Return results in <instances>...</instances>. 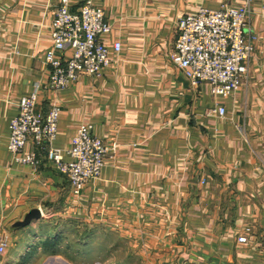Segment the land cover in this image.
Returning <instances> with one entry per match:
<instances>
[{
    "label": "crops",
    "instance_id": "crops-1",
    "mask_svg": "<svg viewBox=\"0 0 264 264\" xmlns=\"http://www.w3.org/2000/svg\"><path fill=\"white\" fill-rule=\"evenodd\" d=\"M85 1L71 0L72 10ZM246 1L92 0L112 26L103 40L110 48L121 41L123 52L111 50L100 78L82 75L55 93L45 59L60 0H0V243H9L2 264L54 257L69 228L80 246L81 237L106 232L143 258L171 257L188 244L190 264H264V0H251L259 41L251 76L233 96L192 85L171 58L181 17ZM37 88L39 112L55 103L62 110L55 148L66 153L88 125L117 146L79 196L45 153L30 166L8 150L19 103ZM220 106L223 118L211 112ZM34 210L41 219L19 227Z\"/></svg>",
    "mask_w": 264,
    "mask_h": 264
},
{
    "label": "built area",
    "instance_id": "built-area-1",
    "mask_svg": "<svg viewBox=\"0 0 264 264\" xmlns=\"http://www.w3.org/2000/svg\"><path fill=\"white\" fill-rule=\"evenodd\" d=\"M252 19L251 0L239 7L224 2L217 10L202 8L195 15L181 17L171 55L173 62L192 85L209 84L215 95L233 96L251 76V62L259 41ZM50 29L52 47L45 63L50 68L49 90L55 93L70 88L82 75L100 78L113 63L111 50L117 57L123 52L121 41L113 42L110 48L103 40L112 26L92 0H86L78 11L72 10L71 0H60ZM38 100L37 88L21 99L19 113L11 121L8 150L13 162L38 166L45 153L79 196L92 180L101 176L107 157L116 154L117 146L106 145L93 135V126L88 125L78 130L66 153L55 148L61 107L55 103L48 113L39 112ZM211 112L221 118L227 114L223 106ZM28 145L32 146L30 151ZM239 242L246 243L247 238L240 237ZM8 244L4 238L0 256L6 254Z\"/></svg>",
    "mask_w": 264,
    "mask_h": 264
},
{
    "label": "rangeland",
    "instance_id": "rangeland-1",
    "mask_svg": "<svg viewBox=\"0 0 264 264\" xmlns=\"http://www.w3.org/2000/svg\"><path fill=\"white\" fill-rule=\"evenodd\" d=\"M66 234L62 235V240L57 245L60 249L59 254L39 264H190L188 244L182 246L180 252L171 257L152 253L150 257L143 258L136 246L115 243V239L106 232L99 233L95 237L87 235L81 237V235L84 246L76 244V234L71 228ZM49 248L51 246L46 247V250L49 251ZM77 249L80 250L79 253Z\"/></svg>",
    "mask_w": 264,
    "mask_h": 264
},
{
    "label": "water",
    "instance_id": "water-1",
    "mask_svg": "<svg viewBox=\"0 0 264 264\" xmlns=\"http://www.w3.org/2000/svg\"><path fill=\"white\" fill-rule=\"evenodd\" d=\"M42 217V213L40 210H34L32 211L27 217L26 219L21 222L18 226L19 227H27L29 226L33 221H37L40 220Z\"/></svg>",
    "mask_w": 264,
    "mask_h": 264
}]
</instances>
